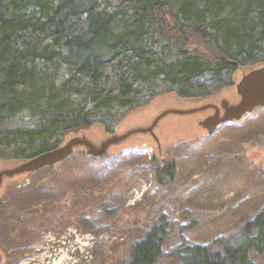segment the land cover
Here are the masks:
<instances>
[{"label": "trees", "instance_id": "trees-1", "mask_svg": "<svg viewBox=\"0 0 264 264\" xmlns=\"http://www.w3.org/2000/svg\"><path fill=\"white\" fill-rule=\"evenodd\" d=\"M263 65L264 0H0V160H30L96 124L112 135L158 96L209 99ZM162 161L166 185L177 169ZM171 228L159 215L121 264H256L264 252V205L209 244L166 252Z\"/></svg>", "mask_w": 264, "mask_h": 264}, {"label": "rangeland", "instance_id": "rangeland-1", "mask_svg": "<svg viewBox=\"0 0 264 264\" xmlns=\"http://www.w3.org/2000/svg\"><path fill=\"white\" fill-rule=\"evenodd\" d=\"M223 98L238 102L236 87L200 101L164 94L128 113L114 134L149 126L167 109ZM210 114L170 115L155 130L158 141L136 135L99 158L79 148L53 167L7 179L0 188V264H121L163 213L172 226L166 252L182 241L209 244L253 219L264 205V107L212 135L199 124ZM82 134L96 143L110 136L96 124L67 140ZM164 160L175 161L177 174L160 185L154 171ZM16 164L0 160V170ZM254 261L264 264V252ZM179 262L167 255L159 264Z\"/></svg>", "mask_w": 264, "mask_h": 264}, {"label": "water", "instance_id": "water-1", "mask_svg": "<svg viewBox=\"0 0 264 264\" xmlns=\"http://www.w3.org/2000/svg\"><path fill=\"white\" fill-rule=\"evenodd\" d=\"M235 87L239 96V101L236 103H231L228 99L223 98L218 104L206 103L191 109H167L159 113L149 126L136 127L125 133L112 134L100 143L92 141L84 134L82 136L72 137L54 150L44 152L12 167L1 169L0 188L7 179L31 174L65 161L79 148H83L87 156L99 158L107 155L113 147L125 143L128 139L136 135L149 134L158 141L155 130L159 123L170 115H192L213 110L212 115L207 116L199 123L209 135H212L220 125L240 121L245 115L252 113L257 108L264 107V65L245 72Z\"/></svg>", "mask_w": 264, "mask_h": 264}, {"label": "flooded vegetation", "instance_id": "flooded-vegetation-1", "mask_svg": "<svg viewBox=\"0 0 264 264\" xmlns=\"http://www.w3.org/2000/svg\"><path fill=\"white\" fill-rule=\"evenodd\" d=\"M212 113H213V111H212ZM211 115V114H210Z\"/></svg>", "mask_w": 264, "mask_h": 264}]
</instances>
